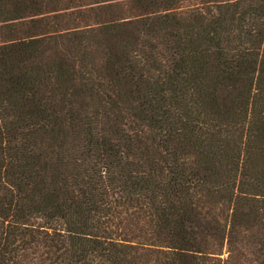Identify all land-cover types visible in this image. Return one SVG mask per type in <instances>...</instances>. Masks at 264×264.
<instances>
[{
  "label": "trees",
  "instance_id": "1",
  "mask_svg": "<svg viewBox=\"0 0 264 264\" xmlns=\"http://www.w3.org/2000/svg\"><path fill=\"white\" fill-rule=\"evenodd\" d=\"M0 264H264V0H0Z\"/></svg>",
  "mask_w": 264,
  "mask_h": 264
}]
</instances>
